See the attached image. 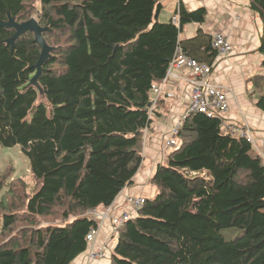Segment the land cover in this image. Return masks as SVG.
Returning <instances> with one entry per match:
<instances>
[{
    "label": "trees",
    "instance_id": "trees-1",
    "mask_svg": "<svg viewBox=\"0 0 264 264\" xmlns=\"http://www.w3.org/2000/svg\"><path fill=\"white\" fill-rule=\"evenodd\" d=\"M250 7L263 21L264 67V0ZM161 8L160 0H0V23L34 17L51 47L33 82L35 33L12 45L16 30L0 24V144L20 146L36 182L10 181L12 166L0 178V264H72L84 253L97 227L90 210L112 205L141 167L152 87L177 49L213 65L212 36L180 38L207 9L181 7L177 25L158 20ZM257 106L264 111L262 92ZM225 123L202 112L183 120L178 146L151 179L156 195L119 229L109 264H264V160ZM228 228L242 232L227 239Z\"/></svg>",
    "mask_w": 264,
    "mask_h": 264
},
{
    "label": "crops",
    "instance_id": "crops-1",
    "mask_svg": "<svg viewBox=\"0 0 264 264\" xmlns=\"http://www.w3.org/2000/svg\"><path fill=\"white\" fill-rule=\"evenodd\" d=\"M160 2L162 8L158 20L168 22L172 19L177 25L180 23L177 12L181 7L187 11L201 7L207 9L206 20L203 23L189 22L183 25L180 33L182 40L193 39L201 31L212 37L220 33L228 38L230 50L226 55L218 54L216 57L212 80L223 86L227 93L230 109L225 117L226 122L241 126L246 123L264 150V111L257 106L258 94L264 93V85L261 86L264 81L260 83L257 81L256 84L253 82L254 77L264 76L263 54L258 51L263 21L250 7V0H160ZM176 72L183 76L187 69L179 67ZM192 90L193 86L181 78H171L165 86L163 101L157 107L155 119L147 135V154L133 182L122 190L112 204L113 214L129 211L134 216L136 211L131 209L130 198L139 196L151 198L148 189L154 192L156 188L151 185V179L158 164L164 162L169 153L164 148L170 136L169 131L179 122L188 107ZM102 222L101 230L91 248H104L106 245L103 244L107 240L111 243L109 238L112 230L111 221L105 219ZM112 244L114 247L116 241L114 240ZM109 251L102 259L91 264H109L111 260ZM88 253L89 249L79 255L72 264H88Z\"/></svg>",
    "mask_w": 264,
    "mask_h": 264
},
{
    "label": "built area",
    "instance_id": "built-area-1",
    "mask_svg": "<svg viewBox=\"0 0 264 264\" xmlns=\"http://www.w3.org/2000/svg\"><path fill=\"white\" fill-rule=\"evenodd\" d=\"M213 46L218 49L219 55H226L230 50V42L228 38L220 33H216L213 35ZM184 67L187 69V73L182 75H179L176 71L177 68ZM214 66L205 63L200 62L197 59L183 53L180 48L177 49L176 55L173 59V61L170 64V67L168 69L167 75L165 78L160 82L156 83L152 87L153 91V97L150 103L149 107V114L150 116H154L155 112L157 110V103L158 100L162 95H164L165 86L168 84L169 80L171 78L175 79H182L184 82L189 83L193 86L192 94L189 100V104L187 107V110L183 116L180 118L179 122L171 127V130L169 132V138L165 142V149L169 148H175L178 146L179 141L177 139V133L180 125L182 124L183 120L192 112H202L207 114L208 116H223V118L226 117L230 105L229 100L226 91L224 90L223 86L218 85L213 82L212 80V73H213ZM225 126L231 130V132L245 136L247 137L248 141H250L254 147V149L261 155L262 158H264V150L259 145L257 140L255 139V136L252 133V130H250L249 126L244 123L243 126L239 124H229L225 123ZM148 129H145V136L148 133ZM147 149V139L144 141V151L146 152ZM143 154V158L145 157V154ZM130 201L133 202L134 210L136 211L139 207L143 205L145 202L144 197H131ZM105 212H99V209H93L90 210L91 213H96L93 215V218L95 216H103L104 218L105 213L112 209V205L107 206L105 208ZM132 213H119L117 215H114L112 218V225H114V230H119L121 227H123L126 223V221L130 218ZM99 228H92L91 231L87 235V240L89 246L93 243L94 238H96V234H98L99 229L101 227V224H98ZM88 246V247H89ZM103 249V248H102ZM102 255V252L98 253V257Z\"/></svg>",
    "mask_w": 264,
    "mask_h": 264
},
{
    "label": "rangeland",
    "instance_id": "rangeland-1",
    "mask_svg": "<svg viewBox=\"0 0 264 264\" xmlns=\"http://www.w3.org/2000/svg\"><path fill=\"white\" fill-rule=\"evenodd\" d=\"M186 110H187V108L185 109V111L183 112V114L186 112ZM145 137H147V136H145ZM172 149L173 148H169L167 150L170 152ZM146 151H147V149H146ZM142 152L145 155L147 154V152H145L144 150ZM263 160H264V158H263ZM9 166H12L13 167L12 168L13 174L9 178L10 181L11 180H14V179H17V178H23L29 184V188L30 187L32 188L35 185L36 182H35V180L33 179L32 175H31L30 161L23 154L20 146L4 147V146H2L0 144V178L3 176V173H5V170L9 168ZM151 185L153 187H156L153 183H151ZM156 188H155V191L154 192H152L151 189H148V194H149V196L151 198H153L156 195V193H157V189ZM7 189L8 188L5 187L2 193L6 192ZM139 197H143V196H139ZM130 205H131V209L134 210L133 202L132 201H131ZM105 208H107V207H105ZM105 208H100V209H103V210H99V212H105L106 211ZM126 212L127 211H125V213ZM127 213H130V212L128 211ZM95 214L96 213L89 212L88 215L89 216H93ZM117 214H119V213H117ZM117 214H113L112 213V209H110L109 211H107L105 213V216H106L105 218H104V215L103 216H100V217L99 216H95L94 219L97 222V228H99L98 224L99 223L102 224L103 223L102 221L105 220V219H110V221L112 222L113 216L114 215H117ZM43 222L47 223L48 221L43 220ZM57 223H59V222H57ZM112 224L113 223H111V226H112V228H111L112 229L111 230V236H109L111 243L107 240L106 243L103 244V245H106L103 249L100 248V247L91 248V247H93L92 245L95 242V238H94L93 243L87 248V250L89 249L88 260H87L88 261V264H91V262H93L95 260L102 259V257L105 256V254L109 251V249H110L109 252L112 253V248H113L112 242L114 240L117 242V240H118V234H119V231H120V230H114V225H112ZM100 230H101V227H100L99 231ZM241 232L242 231L240 229H238V228L223 229V234L226 236L227 239L235 238L238 235H240ZM108 246H109V248H108ZM99 252H102V255L100 257H98V253Z\"/></svg>",
    "mask_w": 264,
    "mask_h": 264
},
{
    "label": "water",
    "instance_id": "water-1",
    "mask_svg": "<svg viewBox=\"0 0 264 264\" xmlns=\"http://www.w3.org/2000/svg\"><path fill=\"white\" fill-rule=\"evenodd\" d=\"M0 24L4 27H13L16 30L14 36L8 40V42L12 45L15 43L16 39L26 31L30 30L35 33V40L40 44L42 48L40 58L35 65L37 72L33 78V82L36 81L38 76L42 72V65L48 59L51 51V47L43 37V31L45 30V28L40 26L37 19L34 17L23 23H18L13 18H10L8 22H1Z\"/></svg>",
    "mask_w": 264,
    "mask_h": 264
}]
</instances>
